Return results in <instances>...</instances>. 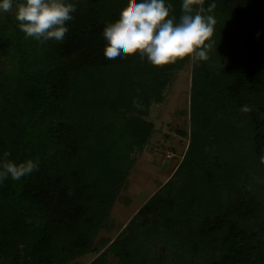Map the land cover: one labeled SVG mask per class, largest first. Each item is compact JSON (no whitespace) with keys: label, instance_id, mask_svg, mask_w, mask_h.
I'll list each match as a JSON object with an SVG mask.
<instances>
[{"label":"trees","instance_id":"trees-1","mask_svg":"<svg viewBox=\"0 0 264 264\" xmlns=\"http://www.w3.org/2000/svg\"><path fill=\"white\" fill-rule=\"evenodd\" d=\"M121 1L93 6L97 17L67 21L64 39L54 44H17L20 66L0 75V154L39 165L0 183L5 264H63L91 249L130 150L153 131L141 119L142 105L159 101L164 87L153 65L131 74L137 62L103 63L102 29L132 2ZM204 7L216 24L208 59L193 61L188 143L170 180L129 221L128 239L111 244L125 264H264V189L248 190L264 179V0H204ZM126 69L130 78L120 73ZM129 81L127 92L140 105L131 102V117L108 105L101 120L99 110L92 114L89 106L98 103L89 95L113 85L120 96ZM242 105L251 110L241 112ZM121 122L124 129L116 130ZM150 242L159 244V255L150 254Z\"/></svg>","mask_w":264,"mask_h":264},{"label":"rangeland","instance_id":"rangeland-1","mask_svg":"<svg viewBox=\"0 0 264 264\" xmlns=\"http://www.w3.org/2000/svg\"><path fill=\"white\" fill-rule=\"evenodd\" d=\"M70 2L76 5V11L72 13L73 18H75L79 16L82 17L83 15L89 16L92 12L94 16L97 17L98 14L93 6L101 3L115 4L122 1L70 0ZM167 2L172 5L169 9L170 15L178 19L181 15V2L175 3L172 0H167ZM194 8L200 10L202 15H207V10L204 7V0H197V2L194 3ZM85 9L88 11H85ZM14 14L15 5L11 10L0 13V75H8L12 70L20 66V61L15 55V47L17 44L26 46L32 41V38L25 37L22 31L17 33L18 23ZM47 41V43L51 44L56 42V40L53 39ZM128 62H133L132 66L134 63H137L134 65L132 73L131 71L128 72V69H126L125 72H120L121 74L130 78V73L133 74V72L139 71L145 73L146 59L141 60L139 55L134 54L125 56L124 59L116 64ZM103 63L111 64L108 60ZM153 67L155 70L154 74L156 73L158 75L161 83H164V87L160 91L159 101L151 100L146 108L144 104L142 105L144 109H140H143V112H145L146 109V113H143L141 119L150 121L153 125V131L146 142L144 141L142 145L138 147L134 146L132 150H130L128 156L130 160L129 167L125 176L117 182L118 188L115 189L113 201L94 231L91 244L92 248L88 249L80 256L66 260L63 264H125L126 259L122 256L123 254H121L120 247L111 244L117 236L120 238V241H126L127 235L125 229L129 221L151 196L170 180L176 166L184 154L188 143L186 135L189 131V102L193 61L185 58L184 62L177 68H175L173 64L163 67ZM161 77L165 78L161 79ZM105 83L106 79L104 83L101 82L94 88L100 91ZM130 83L131 81L120 91V96H118L116 90H113V85H111V89L107 87L102 95H95L97 91L91 92V94L94 93L95 96L89 95V97L91 99L93 98V100L98 103L89 106L92 108V114H94L95 109L99 110L96 116L101 120L99 116L101 106L108 105L110 107H117L127 117H131L132 111L128 106L131 105L135 97L127 92ZM83 115L88 116L89 113L81 114L82 117ZM122 122L125 123V120ZM123 123L122 126L117 125L116 130L120 128L124 129ZM80 124L82 125V123ZM91 125L92 124H90V126ZM104 127L108 129L110 127L109 122L106 123ZM80 129L84 131L85 127L81 126ZM183 133H186V135H183ZM86 154L88 153L85 151V155ZM88 170H90V167ZM254 188L264 189V179L263 183L254 180L248 187V190L253 191ZM254 231L258 233L259 228L256 227ZM147 247L151 255L157 256L160 254L159 244L154 245L150 242ZM174 251V248L169 251L165 250L167 256L176 253ZM142 252L143 256H145V250ZM185 258L186 256H184V259ZM182 262L185 263V261ZM0 264H5V261L0 259Z\"/></svg>","mask_w":264,"mask_h":264},{"label":"clouds","instance_id":"clouds-1","mask_svg":"<svg viewBox=\"0 0 264 264\" xmlns=\"http://www.w3.org/2000/svg\"><path fill=\"white\" fill-rule=\"evenodd\" d=\"M197 0H181V15H170L172 7L167 0H132L119 12V18L102 29L106 41L104 57L111 63L120 62L125 56L139 55L155 67L174 64L188 58L206 61L212 46L211 37L216 19L214 15H202L194 8ZM15 5V19L25 37L43 42L49 39L61 41L68 31L66 22L73 19L76 5L70 0H0V13ZM214 3L208 4L210 12ZM133 105L139 107L135 98ZM247 113L251 109L242 105ZM9 153L0 154V183L11 178L18 180L38 170V161L25 159L15 162L7 159ZM264 164V154L259 157Z\"/></svg>","mask_w":264,"mask_h":264}]
</instances>
